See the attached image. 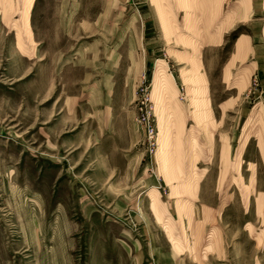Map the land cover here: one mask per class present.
I'll return each mask as SVG.
<instances>
[{"label":"rangeland","instance_id":"1","mask_svg":"<svg viewBox=\"0 0 264 264\" xmlns=\"http://www.w3.org/2000/svg\"><path fill=\"white\" fill-rule=\"evenodd\" d=\"M241 1L0 0V264H134L138 255L141 264H159L157 253L171 247L151 219L152 196L173 225L175 264H264V198L238 187L249 184L250 161L264 181V0H249L247 17L219 46L204 48ZM239 35L252 38L260 72L244 73L254 66L250 57L230 66ZM155 65L173 84L167 105L153 88ZM188 67L201 68L207 81L197 116L181 75ZM142 81L159 144L151 164L146 155L141 161L138 205L115 208L116 194L97 187L104 178L90 177L88 189L81 171L101 170L129 126L138 127ZM71 95L79 99L78 122L61 133ZM251 121V156L244 147L236 183L227 174L219 189L222 143L231 167ZM77 144L73 176L62 158ZM143 152L142 141L129 151Z\"/></svg>","mask_w":264,"mask_h":264},{"label":"crops","instance_id":"2","mask_svg":"<svg viewBox=\"0 0 264 264\" xmlns=\"http://www.w3.org/2000/svg\"><path fill=\"white\" fill-rule=\"evenodd\" d=\"M248 8H249V0H243L239 2L236 5V7L226 16V18L222 20V23L217 29L216 34L214 35L211 34L210 36H208L209 43L205 45L204 48L219 46L220 42L223 40L222 34L228 31L237 21H240L246 18L247 17L246 11L248 10ZM237 39L239 43L236 44L235 46V42ZM236 40L233 45V51L232 53H230V57L228 59L230 66H232L235 62L237 63V62L245 61L249 57L254 58V59L258 57L256 50L252 49V46H251L252 38L249 35L248 36L239 35V37H237ZM234 46L236 48H240V47L242 48V52L240 53V55L233 54ZM260 62L262 61H257L255 59V61L252 62L254 66H252V68L250 67L248 70L245 69V71L246 70L247 71L246 72L244 71V73L248 74L249 72L250 74V72L252 71L254 72V70H258V72H260L259 65L262 64V63L260 64ZM189 64L190 66L193 64L201 65L199 61H194V60L190 61ZM228 73H229V70L227 71V75ZM246 74L244 75L247 76ZM153 75L154 76L152 78V81H153L154 90L158 92V95L161 97V99H163L162 101H164L166 105L169 104L170 103L169 95L171 93V88L173 87L171 80L169 79L167 74L163 71L160 65H159V68L153 73ZM181 75L186 78L189 84L188 97L191 100V105L194 108L195 115L197 116L198 111H200V108L202 107V105L207 104V101H206L207 100V95H206L207 94V90H206L207 81H206L205 74L201 71V68L198 72H194L192 71L191 68L188 67L187 69L182 71ZM239 91H240V88H239ZM155 96L159 98V96H157V93ZM67 101H68V104H67L66 112H68L67 114L69 115V117L65 119L66 121L63 122L61 133H65L68 128H73L74 125L77 124L76 121L78 122V115H76L77 113H79L78 112V102H79L78 97L71 95L70 97H68ZM168 114L170 115L171 112L168 111ZM253 117L261 118L260 112H258L256 109H253ZM256 123L257 121L256 122L251 121V129L249 130V133L245 135L243 134L241 136L240 150L236 157V164L231 167L228 166V154H229L228 147L226 146V143H222L221 152H220L221 162H220V170L218 174V184H217L219 189L224 187V184L226 182L225 178L227 174L230 175L231 182L233 181L234 183H236L237 178L235 177V175H239V168H238L239 163L238 162L240 160L243 148L245 147L244 155L246 153H247L246 155L248 156L251 154V152H249V145L247 141L249 140L250 136L253 134V129H256L255 127L257 125ZM256 136L258 137V135ZM80 137L81 135L77 136L76 139L74 138L73 140H71V143H78V142L80 143ZM124 139L126 140L125 144H122L116 151L111 152L108 155H105L103 159L104 167L101 170H97L96 168V170H94L91 173V172H87L86 168H83L81 171V174L86 177V179L83 180L84 186L89 187L88 189H90L91 186L95 183V182L94 183L92 182L90 177H94L96 176V174H99L100 176L104 178L98 182L97 187L99 186L102 187L101 190L104 193L116 194V196L113 197L112 199V202L115 208H122V207L125 208L126 204L131 206V204H133L134 201H136V204L138 205L139 200L134 198V194H138V193L142 194L143 191L145 190L144 189L145 187L144 186L145 185L144 175L145 174H144V168H143L144 166H141V161H144L145 154L143 152L141 156H139L137 153L132 154V155L129 153V151L132 150L134 147L139 146L140 142L143 139V132L139 126L135 128L134 125L132 126L130 125L129 132L126 137L124 136ZM78 145L79 144H77L76 147L70 148L69 153L68 151L66 152L65 150L66 153L64 154L71 156L70 158L66 157L65 155H63L64 157L62 158L64 162L67 163V165H63V170L68 173L69 170L67 168H69L72 171L69 173L72 174L73 176L74 174H76V176L80 174V171L78 173H75L76 169L74 170L75 167H78L77 166L78 161L76 162V160H78V154L75 153V151L78 149ZM165 147L166 146H164V144H161L160 151H162L161 153L162 155H165L166 153ZM262 152L264 153L263 149H262ZM256 155H257V160H262V154L259 152V150L256 152ZM250 160H253V159H250ZM154 161H155V166H156L157 165L156 160ZM248 164L251 167L250 170L249 168H247V170L250 172L249 184L243 185L240 182V184H238V187L241 189L242 192L246 193L247 195L253 191L255 194L261 195L262 198H264V181L258 176L259 175L258 169H254V167L257 168L256 164L253 163L252 161L248 162ZM66 166L68 167L65 168ZM165 171H167V169H165ZM230 173H232L233 175ZM199 180L200 178L198 177L195 179V181H193L194 182L193 186L195 190L198 188ZM152 197L153 199L149 200V210L151 214V219L154 218L156 223L158 224L161 223V229L164 235L166 236L168 243L170 242L169 245L171 247L170 248L171 253H167L163 251L160 253H157L158 254L156 258L157 262L161 264V260L165 261L164 259H168L166 260L168 261V263L164 262V264H175L176 259L178 257L174 253V251L177 252L176 251V248H177L176 239L175 237L169 236L171 235V233H173L172 232L173 225L171 224V221L168 218L166 221L162 220L164 217L163 216L164 211H162L161 208L165 209L166 207L165 203L159 200V198L156 200L154 196ZM162 206H165V207H162ZM263 244H264V240H263ZM140 259L141 258L139 257V255L136 256L135 259H133L135 260V262L133 263L141 264L142 259L141 260ZM155 261L156 260L153 259V264H155L154 263Z\"/></svg>","mask_w":264,"mask_h":264},{"label":"built area","instance_id":"3","mask_svg":"<svg viewBox=\"0 0 264 264\" xmlns=\"http://www.w3.org/2000/svg\"><path fill=\"white\" fill-rule=\"evenodd\" d=\"M142 81L139 87L138 103L136 105V124L143 132L142 145L145 149L148 164H151L158 147V131L154 120V109L151 103L149 86Z\"/></svg>","mask_w":264,"mask_h":264},{"label":"bare ground","instance_id":"4","mask_svg":"<svg viewBox=\"0 0 264 264\" xmlns=\"http://www.w3.org/2000/svg\"><path fill=\"white\" fill-rule=\"evenodd\" d=\"M156 65H157V64H156ZM156 65H155V71H156V69H157V66H156ZM165 65H166V64H165ZM165 70H166V72H167V67H166V66H165ZM155 71H154V72H155ZM167 73H168V72H167ZM168 75H169V76L172 78V80H173V77H172V75H171V74H169V73H168ZM158 142H159V138H158Z\"/></svg>","mask_w":264,"mask_h":264}]
</instances>
